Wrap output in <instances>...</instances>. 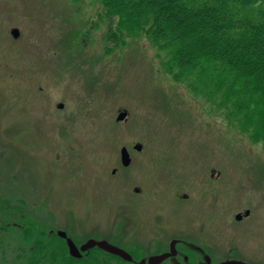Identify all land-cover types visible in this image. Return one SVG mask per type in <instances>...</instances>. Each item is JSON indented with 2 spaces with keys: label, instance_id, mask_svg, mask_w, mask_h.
<instances>
[{
  "label": "rangeland",
  "instance_id": "obj_1",
  "mask_svg": "<svg viewBox=\"0 0 264 264\" xmlns=\"http://www.w3.org/2000/svg\"><path fill=\"white\" fill-rule=\"evenodd\" d=\"M100 15L93 0H0V216L72 225L82 239L129 219L142 243L159 222L164 241L181 228L216 262L264 264V149L252 128L235 131L226 108L164 73L145 40L122 44ZM11 230L0 264L19 263Z\"/></svg>",
  "mask_w": 264,
  "mask_h": 264
},
{
  "label": "trees",
  "instance_id": "obj_2",
  "mask_svg": "<svg viewBox=\"0 0 264 264\" xmlns=\"http://www.w3.org/2000/svg\"><path fill=\"white\" fill-rule=\"evenodd\" d=\"M93 2L100 5L108 33L122 44L145 40L164 73L193 96L226 108L224 117L234 130L245 133L251 127L250 140L264 149V0ZM35 228L32 222L21 232L19 250L27 256L16 261L55 264L69 257L64 241Z\"/></svg>",
  "mask_w": 264,
  "mask_h": 264
},
{
  "label": "flooded vegetation",
  "instance_id": "obj_3",
  "mask_svg": "<svg viewBox=\"0 0 264 264\" xmlns=\"http://www.w3.org/2000/svg\"><path fill=\"white\" fill-rule=\"evenodd\" d=\"M247 210V209H246ZM243 213H245V211ZM0 213L2 211L0 210ZM241 213V212H239ZM243 213H241L243 215ZM250 213V211H249ZM249 215V214H248ZM248 215L246 217H248ZM22 218L18 219L14 225H10L8 221L6 222L0 216V242L6 237L7 232L13 233L14 231L11 230L12 227L16 228V234L18 241L22 245V235L21 233L24 228L29 227L30 223H34L36 226V231L42 230L43 227L47 236L50 237L53 241L57 242V239L64 241L67 247V254L69 257H65V260L61 262V260H56L55 264H139L142 259H146L151 255L157 254H171L164 258L158 264H205L206 263V255L210 259L209 264H215V258H212L209 254H216L214 248L211 245H207L201 241H199L194 235L185 234L184 230L180 228V234H174L169 236L165 241L162 238L163 229L162 223L159 222L154 224H149L150 234L149 239L142 243V241H136V230H124L127 227L128 220H120L116 224L112 225L114 227L113 234L106 237V239H96V241L104 240L108 241V243L116 246L117 248L124 250L127 254L131 256V260L123 259L120 255L109 252L104 250L103 248L95 245L86 249L85 251H80L76 254H72L69 250L66 240L70 239L76 247L79 249L81 245H83L86 241H88L91 237L81 238L78 236L80 231L76 230V227L72 225H66L65 228H58L56 222L51 221H42L37 217L36 219L32 220L29 224L25 226V222L23 217L25 215L21 213ZM245 217L242 216L239 220H243ZM120 224V225H119ZM146 230V231H148ZM137 231L139 229L137 228ZM78 233V234H77ZM82 236V235H81ZM128 238H125V237ZM98 248L100 252H93L91 253V249ZM234 253L238 254L234 251ZM134 254L138 258H135ZM226 254V253H225ZM230 254H233L232 251ZM22 255V259L27 256V254H20ZM147 263V262H146ZM10 264V262H8ZM18 264H25V262L21 261Z\"/></svg>",
  "mask_w": 264,
  "mask_h": 264
},
{
  "label": "water",
  "instance_id": "obj_4",
  "mask_svg": "<svg viewBox=\"0 0 264 264\" xmlns=\"http://www.w3.org/2000/svg\"><path fill=\"white\" fill-rule=\"evenodd\" d=\"M12 33H13L14 36H17L18 30L17 29H13ZM58 106L61 107L62 104H59ZM126 115H127L126 111H120L119 114L117 115L116 120H122L123 118H125ZM134 148L136 150H140L141 149V145L140 144H135ZM120 159H121V163L124 166L129 165L130 156H129V153H128L126 147H124V146L121 147V149H120ZM237 218H239V215L237 216ZM67 243H68L69 250L71 251L72 254L78 253L79 250L84 251V250H86V249H88L90 247H93V246L97 245V246L103 248L106 251H109V252H112V253L120 255L123 259L131 260V256L129 254H127L124 250H121V249L117 248L116 246H114V245H112V244H110V243H108V242H106L104 240L95 241L93 239H89L83 245H81L79 249L75 246V244L71 240L68 239ZM169 255H171V254H159V255L149 256L146 259L147 263L145 262V259H142L139 262V264H158L159 262H161L164 258H166ZM205 259H206L205 260L206 261L205 264H209L210 259L208 258V256H206ZM217 264H251V263L244 262V261L237 260V259H226V260L220 261Z\"/></svg>",
  "mask_w": 264,
  "mask_h": 264
}]
</instances>
